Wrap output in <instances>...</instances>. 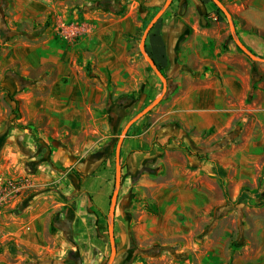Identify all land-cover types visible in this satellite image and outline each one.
Segmentation results:
<instances>
[{"label":"crops","instance_id":"crops-1","mask_svg":"<svg viewBox=\"0 0 264 264\" xmlns=\"http://www.w3.org/2000/svg\"><path fill=\"white\" fill-rule=\"evenodd\" d=\"M128 1L0 0V71L13 66V70L6 71V80L1 85L18 100L22 121L39 118L38 128L58 130L64 126L70 129L77 126L84 136H88V128L92 133H99L97 125L106 123L108 118L106 111H100L106 91L101 81L91 80L74 63L75 49L89 45L94 49L98 68L109 70L112 78L123 76L129 80L136 74L143 77L142 64L136 68L135 54L131 52L133 40L124 38L125 33L135 31L142 24L135 18V9L132 8L137 1L133 0L132 4ZM163 2L145 0L142 17L147 18L151 9ZM125 5L128 8L121 14ZM174 7L172 4V15L169 13L156 22L145 38L146 52L166 76L174 77V92L153 114L144 133H135L136 126L124 138L121 157H127L133 147H140L143 142L146 150L156 128L162 144L169 135L180 133L181 128L173 125L174 121L192 129L189 138L193 146L201 141L203 152L204 148H210L208 145L213 135L238 125L235 131L242 139L241 154L234 161L249 165L261 174L259 198H263L264 66L252 69L233 45L224 44L220 23L205 26L201 20L200 25L198 18L206 16L210 19L216 14L209 2L190 0L186 3L181 0V4ZM253 7L256 11H264V4L260 1ZM71 11L79 12L92 22L91 36L74 45L56 39L52 29L56 14L61 12L66 16ZM176 13L178 16L174 18ZM17 25L21 26L20 31L14 28ZM235 27L239 32V27ZM257 28L261 29L259 25ZM184 35V46L175 49ZM262 36L249 31L238 33L246 47L264 57ZM214 39L216 42L213 43ZM190 48L192 54H189ZM66 74L68 79L64 83L62 77ZM1 93L0 181L26 176L31 179L32 186L0 210V264H103L107 251L108 182L104 176L92 174L100 159L83 160L86 147L79 146L72 133L71 139L76 146L63 140H52L50 150L45 152L51 163L44 162L40 152L45 147L43 140L46 138L43 133L34 131L35 125L32 124V130L16 128L6 135L2 132V126L12 124V119L7 115ZM7 102L14 104L10 99ZM109 114V125L116 124L119 114L114 110ZM160 121L169 123L159 126ZM210 128L214 130L213 135L202 133ZM35 138L41 139H38V145ZM140 154H143L142 161L152 159L138 149L132 151L127 157L128 174L127 178L122 177L121 188L129 189L131 184L126 182H135L140 176L133 186L142 191L145 188L140 185L150 188L158 208L150 231L163 240H180V246L172 251L157 249L151 252L156 254L151 258V264H194L193 246L183 239L192 236L200 222L209 220L212 205L210 163L190 156L192 164L182 168L169 160L166 164L162 158V163L155 167L160 179L152 180L145 176L148 169L140 164L136 166ZM105 156L106 153L102 159ZM189 190L194 195L186 196ZM257 209H264V205ZM139 210L135 198H126L125 203L118 198L116 202L114 233L117 252L113 264H133L129 260L132 239L129 238L128 245L118 241L119 237H129L133 231L140 247L146 238L142 233L145 226L141 222L147 214L138 213ZM251 219L253 245L249 246L247 239L245 250L238 251L232 264H264V217L257 214ZM247 226L246 222L244 228ZM205 242L208 250L202 253V257L198 256L199 264H210V232ZM245 251H250L249 259L244 258ZM134 252L139 254L140 250Z\"/></svg>","mask_w":264,"mask_h":264},{"label":"rangeland","instance_id":"rangeland-1","mask_svg":"<svg viewBox=\"0 0 264 264\" xmlns=\"http://www.w3.org/2000/svg\"><path fill=\"white\" fill-rule=\"evenodd\" d=\"M133 0H129L128 3H133ZM138 4L134 3L132 8L135 9V18L142 22L141 26L131 33H125L124 38L126 40H133L132 45V54H135V66L138 69V64H142L141 70L143 72V77H140V74H136L130 79L126 77L118 76L112 78L109 70H101L98 68L96 61H94L95 53L94 49H91L89 45H84L82 47H77L75 49L74 63L77 66L81 67V70L84 71L86 76L91 80L101 81L104 89L106 91V98L103 102V108L100 111H106L108 116L107 122L104 124H98L99 133H92L88 128V136H84L79 130V127L75 126L74 129H70L69 126H64L61 129L55 130L52 128H38V123L40 119L37 118L35 121H22V114L19 111L18 100L14 96H10V93L6 90V87H3L1 84L6 80V71L13 70V66L5 68L3 71H0V93L3 95V99L6 103L7 115L12 119V124L3 125L4 135L11 132L13 129H22L28 128L32 130L33 125L36 127L34 131L36 133H43L45 135L46 141L43 140V146L40 156L44 157V162L51 163L50 156L46 157V150H50V143L52 140H63L64 142L70 143L73 147L76 146V143L71 139V135L74 136V139L78 141L79 146H84L82 159L86 160L88 158L100 159L96 169L92 174H100L106 178L108 182V197L106 205V241H107V251L105 255L104 262L107 260L110 252V244L108 238V222H109V201L111 192L113 190L114 181H115V149L118 142V139L121 135V131L124 128L125 124L134 117L137 112L144 108L162 89L163 84L160 79L153 72L151 67L148 65L147 61L143 57L139 49V42L143 32V25L145 22H148L152 16L156 13L158 9H151L147 18H144V13L141 11L144 9L143 3L145 0H134ZM190 0H184L188 3ZM203 1V0H202ZM209 2V0H205ZM221 3L227 8V10L235 18L234 25L239 27V32L249 31L258 33L259 36L263 37L264 35V11H256L253 7L254 3L262 2L264 0H220ZM210 3V2H209ZM172 4L178 7L181 4V0H173L169 7L164 11L161 17L157 20H163L167 14L173 13L171 9ZM211 4V3H210ZM212 5V4H211ZM213 6V5H212ZM174 7V8H176ZM127 5L121 10L123 14ZM159 8V6H158ZM177 10V9H176ZM216 10V9H215ZM54 16L52 22L53 34L56 39L64 40L70 44H76L79 41L89 38L91 36V21L89 18H86L84 15H80L79 12L71 11V14L63 16L61 12ZM8 16V14H6ZM178 14H174L173 17L176 18ZM201 20L203 24L212 25L220 23L222 30V42L224 44L233 45L235 51L243 56L244 60L250 65L254 70H257L260 66H264L263 62H256L249 58L246 54L237 49L235 44L234 37L238 38V33L235 27V34L232 35L229 30V25L226 16L224 13L217 12L216 14L207 19L206 16H202L201 19L198 18V22L201 25ZM252 24H251V23ZM260 26L261 29H258L257 26ZM62 27V28H61ZM17 31L21 30V26H14ZM187 35V34H186ZM186 35L182 36L179 39L177 47H183L186 39ZM189 40V39H187ZM216 42V39L213 40V43ZM130 49V48H129ZM177 51V50H176ZM189 54H192V49L190 48ZM163 72V70H161ZM163 75L166 78L168 94L160 100V102L155 105L148 113L143 117L135 121L128 128L124 138L131 132L133 128L135 133L141 134L144 133L147 127L150 125V119L153 114L157 113L168 100L170 93L174 92L175 85L172 84L174 77L172 75L166 76L163 72ZM32 80L37 79L34 77H28ZM68 79V74L62 77V82H66ZM118 88L120 89L118 91ZM8 99L14 101L13 105H10L7 101ZM114 110L115 113L119 114V119L116 118V124H110V114ZM169 123L168 121H160L159 126H163ZM30 124L32 126H30ZM140 124V125H138ZM173 125H176L181 128V132L178 134L169 135L166 138V141L162 144L159 142V137L156 134L157 128L154 129V133L151 136L150 146L147 142L146 150H144V142L140 147H133L128 155L135 150H140L143 153H147L150 156L149 160L142 161L143 154H140L141 157L137 161L138 165L142 166L149 171L145 174L147 178L152 180L160 179V174L156 172L155 167L158 164H161V159L164 158L166 164L169 161L180 165L182 168L190 167L192 164L189 157L195 156L201 162L205 159L210 163L211 173H210V197L212 199V205L209 211V220L200 222V225L196 228L194 234L188 239H183L186 243L193 246L191 251L194 252V264H199L198 256L202 257V253L208 250V243L205 242L207 234H211V252H210V264H232L234 262V256H238V251L245 250L244 246L247 244L246 240H249V246L253 245L254 237H252V227L253 220L251 216H256L260 214L264 217V209H257L260 206L264 205L263 198L260 197L261 185H262V176L254 170L253 167L249 165H241L239 161H234V158L240 153V146L242 144L240 134L235 131L236 126L229 128L223 133H218L213 135L214 130L210 128L209 130L202 132L205 134H212L211 142L208 146L210 148H204L202 142H198L197 146H193L189 134L193 133L192 129H187L181 126L178 122H172ZM91 132V133H90ZM73 133V134H72ZM201 133V135H203ZM40 138H35V144H39L38 141ZM122 140V142H123ZM156 145L155 148L153 145ZM122 145V144H121ZM149 146V148H148ZM206 146V145H205ZM242 149V148H241ZM200 151V152H199ZM106 156L102 159V156ZM241 154V153H240ZM127 157H121L120 151V188L118 192V198L125 203L126 198L133 199L135 198L138 202V213H146L147 216L143 217L141 223L144 224V229L142 233L146 236L142 242L141 247L139 246V241L133 235V231L129 237H119L118 241L124 242L129 245L130 239H132L133 247L130 250L129 260L133 264H151V258L156 254H151L157 249L159 251L168 252L172 251L177 245L180 246V240L177 238L162 239L155 235L151 230V223H155V214L158 213V208L156 206L155 199L151 195L150 188L140 185L141 188H145L142 191L139 188H135L133 185L138 182L139 177L134 180L135 182H126L127 185L130 183V188H121L122 177L127 178L128 174V163ZM140 164V165H139ZM142 172L139 173L141 175ZM169 177V174H166ZM26 177V176H24ZM28 178V177H27ZM30 179V178H29ZM256 179V182L254 181ZM4 180V179H3ZM125 180V179H124ZM123 180V181H124ZM2 181V180H1ZM0 181V182H1ZM31 181V179H30ZM245 187H248L246 189ZM186 196L194 195L190 190L185 194ZM138 197V198H137ZM124 208V207H123ZM131 212V211H130ZM134 212V211H132ZM247 222L248 226L244 228L245 223ZM137 225V221H135ZM242 229V230H241ZM241 230V232H240ZM115 238V233H114ZM116 244V240H115ZM187 244V245H188ZM182 246V243H181ZM127 247V245H126ZM140 250L134 252L135 250ZM117 250V247H116ZM117 252V251H116ZM250 251L244 252V258L249 259ZM116 257V256H115ZM115 260V258H114ZM114 262V261H113ZM104 264V263H103ZM113 264V263H112Z\"/></svg>","mask_w":264,"mask_h":264},{"label":"water","instance_id":"water-1","mask_svg":"<svg viewBox=\"0 0 264 264\" xmlns=\"http://www.w3.org/2000/svg\"><path fill=\"white\" fill-rule=\"evenodd\" d=\"M218 8L224 13V15L227 18L229 30L232 35L235 34V25L232 14L227 10V8L221 3L220 0H212ZM172 0H164V2L159 6L156 13L152 16V18L148 21L145 28L143 29L140 42H139V49L142 53L143 57L147 61L148 65L151 67L153 72L156 74V76L160 79V81L163 84V87L161 91L144 107L142 108L137 114L132 117L124 126V128L121 131V135L118 139L116 149H115V181L113 190L111 192L110 201H109V222H108V238H109V244H110V252L107 260L104 262V264H112L114 261V258L116 256V244H115V238H114V214H115V207L118 197V192L120 188V150H121V144L123 137L125 136L128 128L131 126L132 123L143 117L146 113H148L155 105H157L161 99H163L167 94V82L166 78L163 75V73L160 71V68L155 64L154 60L149 56V54L145 50V38L148 34L149 30L152 28V26L157 22V20L161 17V15L164 13V11L169 7ZM235 44L237 47L246 54L249 58H251L254 61H260L264 62V57L258 56L257 54L253 53L248 47H246L239 38L234 37Z\"/></svg>","mask_w":264,"mask_h":264},{"label":"built area","instance_id":"built-area-1","mask_svg":"<svg viewBox=\"0 0 264 264\" xmlns=\"http://www.w3.org/2000/svg\"><path fill=\"white\" fill-rule=\"evenodd\" d=\"M31 184L30 179L27 177L2 180L0 182V210L13 203L23 191L32 186Z\"/></svg>","mask_w":264,"mask_h":264},{"label":"trees","instance_id":"trees-1","mask_svg":"<svg viewBox=\"0 0 264 264\" xmlns=\"http://www.w3.org/2000/svg\"><path fill=\"white\" fill-rule=\"evenodd\" d=\"M209 2L213 5V7L217 10V12H221V10L218 8V6L212 1V0H209ZM154 9H158V7H155ZM157 11V10H156ZM148 22H145L144 25H143V28L146 26ZM237 49L239 51H241L238 47ZM242 52V51H241ZM160 68V67H159ZM160 71H161V68H160ZM162 72V71H161Z\"/></svg>","mask_w":264,"mask_h":264}]
</instances>
